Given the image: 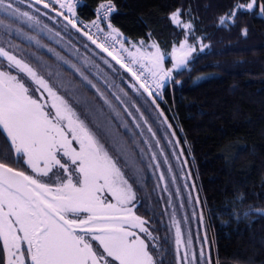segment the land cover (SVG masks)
Masks as SVG:
<instances>
[{"label": "trees", "instance_id": "trees-1", "mask_svg": "<svg viewBox=\"0 0 264 264\" xmlns=\"http://www.w3.org/2000/svg\"><path fill=\"white\" fill-rule=\"evenodd\" d=\"M81 1L78 11L89 19L105 2ZM30 2L19 6L40 16V25L29 26L0 12V20L12 25L11 30L0 26V45L18 46L16 54L40 69L105 142L111 141L109 130L119 137L141 169L142 179L135 183L138 214L150 219L163 237L170 223L168 211L177 212L188 224L193 248L198 251L207 235L211 243L206 247L219 264H264V14L257 8L239 14L235 24L220 26L218 18L230 11L234 0H113L117 11L110 21L123 33L125 48L136 44L153 52L150 46L156 43L167 57L166 65H172V47L185 35L169 20L170 14L180 8L182 18L193 23L188 39L196 52L153 103L142 89L136 92L130 86L135 80L112 58L70 25L65 27L66 21L54 11L35 5L40 9L36 13ZM49 15L58 17L61 28L70 33H60ZM102 26L107 31L106 24ZM201 43L207 45L202 51ZM70 65L107 96L111 109ZM108 146L113 155H120L111 143ZM177 189L178 199H171L169 206ZM165 248V264H175L171 240Z\"/></svg>", "mask_w": 264, "mask_h": 264}, {"label": "snow or ice", "instance_id": "snow-or-ice-1", "mask_svg": "<svg viewBox=\"0 0 264 264\" xmlns=\"http://www.w3.org/2000/svg\"><path fill=\"white\" fill-rule=\"evenodd\" d=\"M25 2L0 0V12L29 26L40 25L39 16L19 6ZM78 3L79 0H31L28 7L39 13L40 9L34 6L42 5L62 17L65 27L70 25L128 72L135 80L130 86L136 92L142 89L153 98V103L155 97H162V89L173 79L174 72L186 67L192 53L196 52L188 39L193 23L182 18L180 8L170 14L169 20L183 29L185 35L178 45H173L169 54L172 67L166 68L165 56L156 43L150 46L155 51L149 53H143L141 48H136L135 52L125 48L121 39L123 33L110 21L116 10L113 0L100 3L95 10L96 18L89 24L77 17ZM257 8L264 14V0H234L230 11L218 18V24H235L239 14ZM102 23L106 24L107 31ZM0 26L12 29V25L3 20ZM16 31L22 34L20 29ZM243 34L247 35L246 28ZM140 43L143 46V41ZM17 47L0 46V137H3L0 144V264H165V245L170 240L175 264H219L206 247L211 243L207 235L198 251L193 248L191 234L185 237L183 221L177 219L175 211L169 217L170 224L163 237L150 219L136 213L134 184L142 179L136 158L109 130L112 145L120 153L113 155L99 130L89 126L86 118L81 117L40 69L22 54H16ZM205 47L207 45L201 43L200 50ZM121 53H127V57ZM133 65H138V70H134ZM70 67L96 88L79 68ZM96 92L111 109L107 96L98 88ZM116 115L119 117V113ZM148 131L152 132V128ZM152 135L155 137L154 132ZM121 156L125 157L122 163ZM151 159H157L155 153ZM164 162L167 163L166 157ZM168 171H172L171 167ZM159 179H165L163 173ZM172 180L175 183L174 176ZM168 204L172 205L171 197ZM180 206L183 208V202ZM200 221L203 223L202 214Z\"/></svg>", "mask_w": 264, "mask_h": 264}, {"label": "rangeland", "instance_id": "rangeland-1", "mask_svg": "<svg viewBox=\"0 0 264 264\" xmlns=\"http://www.w3.org/2000/svg\"><path fill=\"white\" fill-rule=\"evenodd\" d=\"M56 8H58L57 7V5H56ZM33 11H34V9H33ZM55 15H49V17H51V20L53 21V23H54V27L55 28H57V30L58 31H60V33H64V34H68V33H70V32H68L67 33V31H69V30H67V29H62L61 27L62 26H64L61 22H59L58 21V19H56V18H58V17H54ZM39 19L41 20V18H40V16H39ZM102 26V25H101ZM103 27V26H102ZM73 37H75V35H72ZM190 43V42H189ZM191 44V43H190ZM133 45L134 44H130V47H128L127 46V48H129V50L130 51H133V52H135L136 51V48H141V47H139L138 45H136L135 44V47H133ZM0 46H2V45H0ZM124 46H126V45H124ZM141 51L143 52V53H149L150 51L148 50V49H145V48H141ZM94 55V54H93ZM165 56V55H164ZM166 61H167V57L165 56V59H164V65H165V67L166 68H170V67H172V65H166L167 63H166ZM145 63H146V61H145ZM169 82L167 81L166 83H165V86L168 84ZM164 86V87H165ZM35 86L33 85V88H34ZM125 125H127V124H125ZM129 125V124H128ZM127 125V129H126V131L129 129V126ZM130 127H132L131 126V124H130ZM96 129H99L98 127H96ZM131 130V129H130ZM144 137L146 138V140H148L149 139V136H148V133H145L144 134ZM103 139V138H102ZM2 140V139H1ZM105 140H106V144H107V146H108V144L109 143H111L112 144V141H110V142H108L109 140L108 139H106L105 138ZM139 141H140V139H139ZM172 163V162H171ZM171 165V164H170ZM173 166L174 165H171L170 167L171 168H173ZM160 168V167H159ZM159 168H158V170H159ZM158 170H156L157 171V173H158ZM155 174V173H154ZM134 187H135V184H134ZM177 191L176 190H174V191H172V195H171V199L173 200V201H175V200H177L178 199V197H177ZM135 211H136V213L138 214V212H137V210L135 209ZM169 212V217H170V215L173 213H171L170 211H168ZM185 212H187L186 211V209H185ZM176 213V216H178V213L177 212H175ZM139 215V214H138ZM141 216V215H140ZM179 218V220L181 219L180 217H177V219ZM169 221H170V219H169ZM181 221H182V219H181ZM186 222H188L187 220H186ZM170 224V223H169ZM187 226H188V224L185 226L183 223H182V228H183V232H184V235H185V237H187V235L190 233V231H189V229L187 228ZM191 234V233H190ZM191 237H192V235H191ZM95 246V245H94ZM192 246H193V239H192ZM194 247V246H193ZM195 249V248H194Z\"/></svg>", "mask_w": 264, "mask_h": 264}, {"label": "built area", "instance_id": "built-area-1", "mask_svg": "<svg viewBox=\"0 0 264 264\" xmlns=\"http://www.w3.org/2000/svg\"><path fill=\"white\" fill-rule=\"evenodd\" d=\"M81 3H82V1L79 0V3L77 4V7H76V14H77V17L79 18V20H82L85 24H89L92 20H94V19L96 18V13H95L94 18H92V19H89V18H85V17H83V16L79 13V11H78V7H79V5H80ZM55 6H56V5H55ZM57 7L59 8L58 5H57ZM115 8H116V7H115ZM115 11H117V8H116ZM115 11H114V12H115ZM81 26H82V25H81ZM92 31L95 32V29H92ZM116 48L119 50L120 45L117 44V45H116ZM121 55L124 56V57H127V55H126L125 53H121ZM124 62H127L126 59H125ZM132 67L134 68V70H138V68H139L138 65H133ZM168 82H169V81H168ZM162 93H163L162 96H164V88L162 89Z\"/></svg>", "mask_w": 264, "mask_h": 264}, {"label": "flooded vegetation", "instance_id": "flooded-vegetation-1", "mask_svg": "<svg viewBox=\"0 0 264 264\" xmlns=\"http://www.w3.org/2000/svg\"><path fill=\"white\" fill-rule=\"evenodd\" d=\"M1 139L3 140V137H0V144L3 143ZM24 167H26V166H24ZM29 171H30V170H29Z\"/></svg>", "mask_w": 264, "mask_h": 264}, {"label": "water", "instance_id": "water-1", "mask_svg": "<svg viewBox=\"0 0 264 264\" xmlns=\"http://www.w3.org/2000/svg\"><path fill=\"white\" fill-rule=\"evenodd\" d=\"M106 54V53H105ZM107 55V54H106ZM111 58V57H110Z\"/></svg>", "mask_w": 264, "mask_h": 264}]
</instances>
